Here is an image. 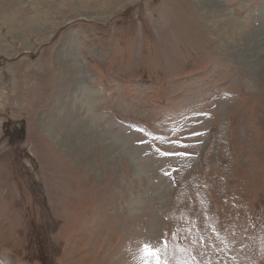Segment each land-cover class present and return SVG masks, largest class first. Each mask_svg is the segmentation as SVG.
I'll return each mask as SVG.
<instances>
[{
  "label": "rangeland",
  "instance_id": "rangeland-1",
  "mask_svg": "<svg viewBox=\"0 0 264 264\" xmlns=\"http://www.w3.org/2000/svg\"><path fill=\"white\" fill-rule=\"evenodd\" d=\"M215 2L0 0V264H264V0Z\"/></svg>",
  "mask_w": 264,
  "mask_h": 264
},
{
  "label": "snow or ice",
  "instance_id": "snow-or-ice-1",
  "mask_svg": "<svg viewBox=\"0 0 264 264\" xmlns=\"http://www.w3.org/2000/svg\"><path fill=\"white\" fill-rule=\"evenodd\" d=\"M143 251L145 252L147 256H150L153 259H155L157 264H161L160 253L156 248L152 247L151 245L146 244L143 246Z\"/></svg>",
  "mask_w": 264,
  "mask_h": 264
},
{
  "label": "bare ground",
  "instance_id": "bare-ground-1",
  "mask_svg": "<svg viewBox=\"0 0 264 264\" xmlns=\"http://www.w3.org/2000/svg\"><path fill=\"white\" fill-rule=\"evenodd\" d=\"M207 1H208V3H209V2L213 3V4L209 3V6H212V7L215 6V5H214V3H216L215 0H207ZM51 126L57 128L58 123H57L56 121H53V122L51 123ZM57 129H58V128H57ZM58 130H59V129H58ZM109 136H110V135H109ZM113 137H114V136H113ZM113 137H112V139H114ZM115 140H118V139L115 138ZM115 144H116V143H114V145H115ZM115 146H117V144H116ZM115 148H116V147H115Z\"/></svg>",
  "mask_w": 264,
  "mask_h": 264
}]
</instances>
